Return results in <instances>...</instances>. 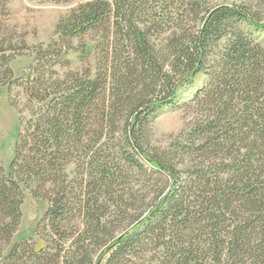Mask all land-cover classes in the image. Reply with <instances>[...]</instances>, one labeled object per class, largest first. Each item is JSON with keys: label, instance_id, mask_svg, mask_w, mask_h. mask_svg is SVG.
<instances>
[{"label": "trees", "instance_id": "16d2710c", "mask_svg": "<svg viewBox=\"0 0 264 264\" xmlns=\"http://www.w3.org/2000/svg\"><path fill=\"white\" fill-rule=\"evenodd\" d=\"M143 3L81 2L16 84L30 117L12 159L0 165V264H95L100 255L104 264H264V42L245 28L264 31V17L243 6L190 0L179 22L188 28L172 32L162 52L154 32L166 17L142 24ZM92 32L97 44L84 41L80 50L86 66L71 68L72 39ZM10 57L0 55V85L8 88L16 83ZM53 57L67 70L51 68ZM203 70L207 83L191 102V121L172 141V159L150 154L146 118ZM121 122L127 161L137 162L135 154L151 163L168 185L110 235L134 210L121 198L102 200L109 193L101 188L115 182L105 170L106 146ZM77 150L92 172L79 185V223L70 228L61 176ZM27 191L54 192L34 236L12 240Z\"/></svg>", "mask_w": 264, "mask_h": 264}, {"label": "rangeland", "instance_id": "374dc122", "mask_svg": "<svg viewBox=\"0 0 264 264\" xmlns=\"http://www.w3.org/2000/svg\"><path fill=\"white\" fill-rule=\"evenodd\" d=\"M86 0H0V55L9 54L11 57L8 64L12 70V79L16 83L8 88L7 85H0V165L6 167L13 157L14 145L17 133L25 126L30 117V110L25 109V99L20 86L16 85L23 77L29 73L31 67L36 64V55L43 56L49 43L57 39L60 34V28L64 20L77 8V6ZM205 7L221 4L247 7L249 11L257 17H264L263 0H201ZM190 0H144L141 14L142 24H148L154 16L163 15L166 21L156 27L159 34L156 41L162 47V52H166V45L172 32H177L182 28H188L187 22L179 23L181 17L186 14L185 10H190ZM202 8V7H201ZM200 11V10H199ZM202 11L200 12L201 15ZM252 32L255 40L264 42V31L247 27ZM92 32L84 38L76 37L66 53L71 68L79 69L86 66L85 58L80 53L84 41L97 44L98 36ZM89 48V47H88ZM96 52L91 51L89 60L94 62ZM170 56V55H169ZM48 57L45 58V60ZM51 68L58 73L67 70V65L61 61H56ZM65 63V62H64ZM0 64L1 61H0ZM208 76L205 71L183 80L176 88L175 96L170 102L157 106L153 112L146 118L148 125L145 149L150 154H158L172 159V141L191 121L193 114L190 106L194 96L207 83ZM123 123L116 125V133L113 139L106 146L107 155L105 170L108 173H114L115 182L112 185L102 187L109 195L102 200L107 199L108 203L115 199H122V203L133 202L134 210L131 216L124 217L116 223V227L110 231V235H119L128 221L134 220L146 204L154 201V197L164 190L168 185V176L151 163L146 162L134 154L137 162L130 164L126 157V150L122 140ZM90 140L94 135L90 132ZM50 149L47 150V153ZM81 151H75L71 155V161L66 165L64 179L65 196L68 198V205L64 219L66 225L70 228L79 223L78 218V188L82 179L92 169H84L79 163ZM95 172V171H94ZM54 185L47 184V188L52 189ZM54 192V191H53ZM51 192L43 193L45 197H34L29 191L25 192L23 202L20 206L21 218L18 223L16 236L24 237L33 235L35 226L40 217L45 213L48 207V197ZM112 194V195H110ZM110 197V199H109ZM74 224V225H73ZM42 227V226H41ZM50 227V224H48ZM128 226H126L127 228ZM122 230V231H121ZM47 230L43 234H47ZM43 244H45L46 235H41ZM105 256L100 255L95 264H104Z\"/></svg>", "mask_w": 264, "mask_h": 264}]
</instances>
